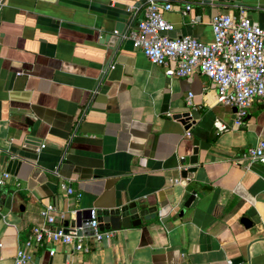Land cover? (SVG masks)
<instances>
[{
    "label": "crops",
    "instance_id": "crops-1",
    "mask_svg": "<svg viewBox=\"0 0 264 264\" xmlns=\"http://www.w3.org/2000/svg\"><path fill=\"white\" fill-rule=\"evenodd\" d=\"M145 1L0 0V177L11 158L23 161L0 186V264H14L47 204L57 210L51 228L72 231L89 209L132 201L155 208V218L85 240L89 253L54 245L53 256L32 252L28 264H264V165L241 159L264 138V104L217 133L214 123L231 125L236 109L217 104L208 78L168 77L125 37L129 27L118 44L101 40L128 9L140 17ZM161 2L172 5L170 37L210 43L212 18L239 7L264 29V0ZM185 112L190 138L173 119ZM194 149L196 163L181 165ZM181 166L196 169L186 184ZM34 167L46 180L28 189Z\"/></svg>",
    "mask_w": 264,
    "mask_h": 264
},
{
    "label": "built area",
    "instance_id": "built-area-1",
    "mask_svg": "<svg viewBox=\"0 0 264 264\" xmlns=\"http://www.w3.org/2000/svg\"><path fill=\"white\" fill-rule=\"evenodd\" d=\"M190 9L186 6L183 14ZM171 10L170 3L155 0L145 1L140 17L138 9H128L131 23L125 37L152 64L164 67L168 77L186 78L200 73L209 79L215 88L217 104L236 109L231 125L214 123L217 133L242 126L253 102L264 104V29L249 18L245 8L239 7L237 14H219L212 18L210 43L191 36L170 37L174 25L164 18V13ZM192 97L187 95L188 106L192 105ZM189 117L191 127L192 117ZM190 127L185 132L187 138L191 137ZM241 159L264 165V138L249 147ZM180 168L186 170L183 166ZM10 178L9 173H2L0 186ZM64 189L67 194H73L70 188ZM56 211L52 204H47L39 212L41 223L33 226L18 246L14 264H28L32 252L47 251L53 256L54 245L70 246L74 254L89 253L91 248L85 245V240L100 242L113 235V231L99 229L96 209H89L86 222L72 231L65 233L61 227L53 229ZM78 231H82L81 236L77 235Z\"/></svg>",
    "mask_w": 264,
    "mask_h": 264
},
{
    "label": "water",
    "instance_id": "water-1",
    "mask_svg": "<svg viewBox=\"0 0 264 264\" xmlns=\"http://www.w3.org/2000/svg\"><path fill=\"white\" fill-rule=\"evenodd\" d=\"M155 1H165V0H155ZM3 2V1H2ZM1 2V3H2ZM126 23H120L116 24L114 28L112 29V34H105L101 36V40L109 41L110 38L114 37V39H111V43H119L121 38L125 35L130 22L131 17L126 16L125 18ZM112 44V45H114ZM190 113L185 112L182 114L175 115L173 119H177L182 125L185 126V129H188L190 125L188 124V121L190 120ZM247 118V117H246ZM29 142L26 141L23 144V149H29ZM195 147L197 146V141H194ZM36 150H38V147H36ZM196 154L197 150L194 149V154L190 158H184L181 160V165H193L196 163ZM18 153H16V156ZM23 161H21L18 157L11 158L8 161L6 172L9 174H13L14 170L17 167H20ZM195 167H189L186 170H183L181 172L182 177V183L186 184V179L192 178V174L195 172ZM46 180V175L44 172H42L39 168L34 167L33 170L30 173V176L27 180V187L28 189H32L35 187L38 183H42ZM193 195L190 196L186 203L185 207H189L190 204L193 202ZM155 208H146L141 201H132L131 203L123 204L115 209L111 210H104V211H97V220L99 223V229L101 231H109V230H120L121 228L126 229L129 227H137L140 226L143 218L144 220L154 219L155 218ZM86 221H83L85 223ZM244 226L250 227L251 223L249 219L243 218L240 221ZM81 224L77 223V227H79ZM67 226V225H66ZM67 229L65 230V233H67ZM78 236L82 235V231L77 232ZM241 259H237L236 261H233L232 264H235L237 262H240Z\"/></svg>",
    "mask_w": 264,
    "mask_h": 264
}]
</instances>
